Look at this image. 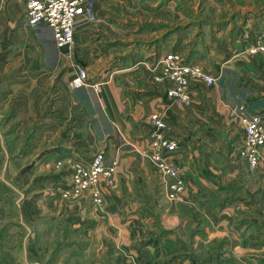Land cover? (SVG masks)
I'll use <instances>...</instances> for the list:
<instances>
[{
	"label": "crops",
	"instance_id": "0c3cea01",
	"mask_svg": "<svg viewBox=\"0 0 264 264\" xmlns=\"http://www.w3.org/2000/svg\"><path fill=\"white\" fill-rule=\"evenodd\" d=\"M262 18L258 23L264 26ZM83 24L76 26L70 49L84 47L90 33ZM254 40L236 43L231 53L219 59L186 61L215 78L213 85L193 84L188 103L169 99L152 78L159 67L152 71L148 62L139 58L128 66H111L107 77L93 76L94 87L60 89L58 81L51 102L48 88L53 76L62 69L64 82L75 73L66 59L69 47H56L48 28L27 26L20 0H6L0 3V133L13 132L8 140L27 139L23 159L41 163L38 170H43L47 154L88 160L103 150L107 159L116 158L117 185L107 191L103 208L114 216V224L120 222L119 227L127 229L133 223L129 220L139 214V201L129 197L151 188L152 198L159 203L163 190L154 165L140 154L153 136L150 115L159 112L168 125L165 135L178 145L171 153L172 160L185 168L187 190L181 201L171 203L174 214H180L181 207L199 212L205 218L200 229L211 223L229 225L238 217L240 204L233 207L221 200L220 208L211 209L207 195H229L228 190L237 193L243 180H248L244 185L247 191L243 190L253 202L250 220L264 225V203L259 202L264 197V175H253L235 157L243 139L240 114L264 110V53H248ZM10 51L17 52V59H10ZM226 203L233 204L232 199ZM102 211L96 213L101 216ZM208 211L212 213L207 218ZM108 217L110 227L112 219ZM99 223L106 224L97 219V230L102 227Z\"/></svg>",
	"mask_w": 264,
	"mask_h": 264
},
{
	"label": "rangeland",
	"instance_id": "374dc122",
	"mask_svg": "<svg viewBox=\"0 0 264 264\" xmlns=\"http://www.w3.org/2000/svg\"><path fill=\"white\" fill-rule=\"evenodd\" d=\"M91 1L95 19L82 25L90 35L79 51L68 48L66 57L75 73L80 68L89 71V84L93 76L107 77L111 66H128L137 58L148 62L152 71L161 53L176 52L185 61L219 59L236 43L264 34L258 23L264 0ZM9 53L10 59H17V52ZM61 78L62 69L48 88L51 102L58 81L60 89L70 87L72 78ZM12 133H0L6 137L0 144V264H264V225L250 220L254 211L245 192L248 180L237 193L207 195L211 209L220 208L221 200L233 207L240 204L238 217L229 225L211 223L200 229L203 215L183 207L174 214L171 203L160 197L157 203L153 189L147 188L143 195L129 197L139 201V214L126 229L119 227L121 217L114 224V216L104 211L106 198L95 206L81 196H63L67 162L75 157L47 154L43 170H38L41 163L23 159L27 139L8 140ZM101 209L99 216L96 211ZM107 216L117 227H109ZM97 219H104L105 227L99 223L97 230Z\"/></svg>",
	"mask_w": 264,
	"mask_h": 264
},
{
	"label": "built area",
	"instance_id": "2783aa9c",
	"mask_svg": "<svg viewBox=\"0 0 264 264\" xmlns=\"http://www.w3.org/2000/svg\"><path fill=\"white\" fill-rule=\"evenodd\" d=\"M24 23L29 27L44 26L50 30L56 47L73 45L76 26L95 19L91 0H20ZM248 53H264V34L259 35L249 46ZM159 71L153 74L154 82L175 103H188L193 84H215V78L203 67L186 62L179 53L169 52L159 60ZM89 73L80 68L72 77L69 86L79 88L95 86L90 83ZM154 128L153 136L140 154L148 157L159 175L160 201H181L187 190L185 168L175 164L171 153L178 149L177 143L165 135L167 124L159 112L150 115ZM243 139L236 151V160L241 161L253 175L264 173V110L240 114ZM68 171L63 184V196H81L95 206L105 201L108 190L117 185L119 163L116 158L107 159L103 150H98L88 159L67 162ZM66 166V168H67Z\"/></svg>",
	"mask_w": 264,
	"mask_h": 264
}]
</instances>
